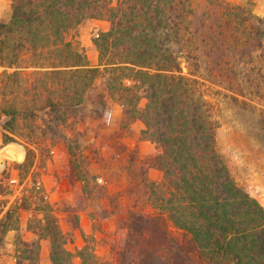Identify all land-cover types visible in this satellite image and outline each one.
I'll list each match as a JSON object with an SVG mask.
<instances>
[{"label": "trees", "instance_id": "obj_1", "mask_svg": "<svg viewBox=\"0 0 264 264\" xmlns=\"http://www.w3.org/2000/svg\"><path fill=\"white\" fill-rule=\"evenodd\" d=\"M11 7L10 18L0 21V66L32 70L3 71L0 78L3 144L15 142L22 118L40 109L57 125L76 118L99 80L97 113L106 116L117 101L124 110L121 127L140 120L160 173L158 181L140 177L131 191L148 196L159 212L130 209L121 218L111 246L116 263L87 241L76 253L69 250L46 210L30 227L35 238L18 240L16 264H38L41 239L49 240L52 264H75V257L78 264H264V207L237 185L217 150L219 122L196 77L234 82L247 75L251 87L264 90V16L226 0H11ZM87 19L110 23L94 39L103 68L88 66L72 36ZM182 62L188 74L181 73ZM18 98L20 105L13 101ZM26 149L23 163L33 155ZM104 196L112 206L111 195ZM117 207L102 217L118 213ZM10 216L0 220V246Z\"/></svg>", "mask_w": 264, "mask_h": 264}, {"label": "rangeland", "instance_id": "obj_2", "mask_svg": "<svg viewBox=\"0 0 264 264\" xmlns=\"http://www.w3.org/2000/svg\"><path fill=\"white\" fill-rule=\"evenodd\" d=\"M111 1L116 4L118 0ZM226 1L264 16L263 2ZM255 9L262 14H257ZM11 13V0H0V21H7ZM109 27L106 20L87 19L72 32L85 49L89 67H104L99 65L94 39ZM181 68L182 74H188L185 62ZM13 70L28 73L32 69L0 66V78L3 71ZM196 77L219 122L217 150L237 185L264 207V90L251 87L247 75L234 82L216 81L206 75ZM125 83L133 82L126 79ZM100 92L102 87L96 80L76 118H70L66 124H54L47 109L36 111L33 118H22L14 134L16 141L8 146L2 142L7 117L0 112V220L8 212L11 214L6 219L7 231L1 241L0 264L17 263L18 240L35 238L30 227L37 226V220L46 210L65 233L69 250L76 253L87 241L98 256H109L113 263L117 255L111 246L118 239L117 230L127 211L148 215L159 212L148 196L141 199L131 192L137 190L136 184L142 176L149 182L159 180L160 173L153 164L155 146L142 136L144 124L140 120L132 121L128 128L121 127L124 110L119 102L110 103L106 116L99 115ZM14 100L20 105V98ZM145 103L146 99L141 98L139 106L144 107ZM62 134L68 139L62 138ZM26 146L33 155L28 163H23ZM81 172L88 176L82 178ZM89 175H97V181L93 182ZM102 185L105 190H101ZM105 192L111 195L113 204H118V213L108 218L102 217L105 211L116 207L110 206ZM93 216L98 218L97 225ZM167 222L172 234L180 236L181 230ZM39 241L38 264H52L49 240ZM74 261L80 262L77 257Z\"/></svg>", "mask_w": 264, "mask_h": 264}, {"label": "crops", "instance_id": "obj_3", "mask_svg": "<svg viewBox=\"0 0 264 264\" xmlns=\"http://www.w3.org/2000/svg\"><path fill=\"white\" fill-rule=\"evenodd\" d=\"M254 1H259V2H263L264 3V0H254ZM257 14H262L260 11H258V9H255L254 10ZM264 14V13H263Z\"/></svg>", "mask_w": 264, "mask_h": 264}]
</instances>
